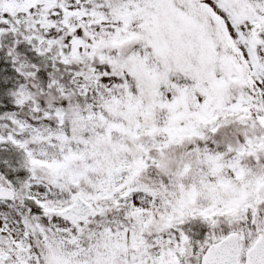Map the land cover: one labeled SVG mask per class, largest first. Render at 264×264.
<instances>
[{
	"label": "snow or ice",
	"instance_id": "1",
	"mask_svg": "<svg viewBox=\"0 0 264 264\" xmlns=\"http://www.w3.org/2000/svg\"><path fill=\"white\" fill-rule=\"evenodd\" d=\"M0 264H264V0H0Z\"/></svg>",
	"mask_w": 264,
	"mask_h": 264
}]
</instances>
